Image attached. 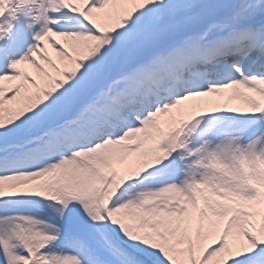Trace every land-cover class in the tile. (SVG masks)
<instances>
[{"label":"snow or ice","instance_id":"6c2138e0","mask_svg":"<svg viewBox=\"0 0 264 264\" xmlns=\"http://www.w3.org/2000/svg\"><path fill=\"white\" fill-rule=\"evenodd\" d=\"M0 264H264V0H0Z\"/></svg>","mask_w":264,"mask_h":264}]
</instances>
